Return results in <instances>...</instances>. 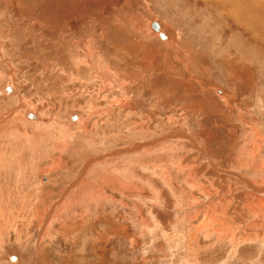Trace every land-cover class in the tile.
<instances>
[{
    "label": "rangeland",
    "instance_id": "1",
    "mask_svg": "<svg viewBox=\"0 0 264 264\" xmlns=\"http://www.w3.org/2000/svg\"><path fill=\"white\" fill-rule=\"evenodd\" d=\"M0 264H264V0H0Z\"/></svg>",
    "mask_w": 264,
    "mask_h": 264
},
{
    "label": "water",
    "instance_id": "2",
    "mask_svg": "<svg viewBox=\"0 0 264 264\" xmlns=\"http://www.w3.org/2000/svg\"><path fill=\"white\" fill-rule=\"evenodd\" d=\"M151 27L154 29V30H156L157 32H158V35H159V37L161 38V39H165L166 38V35L163 33V32H161V31H159V25H158V23H157V21H153L152 23H151ZM9 87H6L5 88V90L6 91H9ZM27 116L29 117V118H31V117H34V115L31 113V112H28L27 113ZM71 119H76V116H71L70 117ZM12 259H14V258H12Z\"/></svg>",
    "mask_w": 264,
    "mask_h": 264
},
{
    "label": "bare ground",
    "instance_id": "3",
    "mask_svg": "<svg viewBox=\"0 0 264 264\" xmlns=\"http://www.w3.org/2000/svg\"><path fill=\"white\" fill-rule=\"evenodd\" d=\"M158 23V22H157ZM158 25H159V23H158ZM159 29H160V26H159ZM35 118H39V117H37V116H35ZM38 120V119H37Z\"/></svg>",
    "mask_w": 264,
    "mask_h": 264
}]
</instances>
